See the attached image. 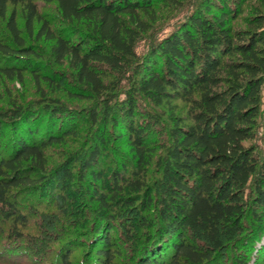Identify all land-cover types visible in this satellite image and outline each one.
I'll use <instances>...</instances> for the list:
<instances>
[{
	"label": "trees",
	"instance_id": "trees-1",
	"mask_svg": "<svg viewBox=\"0 0 264 264\" xmlns=\"http://www.w3.org/2000/svg\"><path fill=\"white\" fill-rule=\"evenodd\" d=\"M27 77L0 264H264V0H0V85Z\"/></svg>",
	"mask_w": 264,
	"mask_h": 264
},
{
	"label": "rangeland",
	"instance_id": "rangeland-1",
	"mask_svg": "<svg viewBox=\"0 0 264 264\" xmlns=\"http://www.w3.org/2000/svg\"><path fill=\"white\" fill-rule=\"evenodd\" d=\"M44 10L46 12H51V11H53V8H52V6L47 5V6H44ZM0 87H1V92L4 95L3 99L1 100L0 105H3V104L6 105L9 101L10 97H13V98L17 97V98H19V100H26V99H31V96H34V94H33L34 86H33V83L31 82V80L29 79V77L26 78V84H19L15 81L14 82L8 81L7 83H4V84L1 83ZM6 87H8L11 90L13 95H11V96L9 95V92L6 90L7 89ZM262 108L264 109V98H263ZM73 121L75 123L79 122L80 121L79 115L75 116ZM261 124H262V127L260 128V133L264 129V114H263V119L261 121ZM70 189H71L70 191H73L74 186H72ZM50 192H52V190ZM53 193H55V191Z\"/></svg>",
	"mask_w": 264,
	"mask_h": 264
}]
</instances>
